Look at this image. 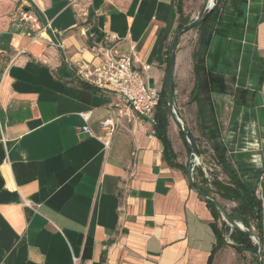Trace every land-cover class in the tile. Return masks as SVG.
Wrapping results in <instances>:
<instances>
[{"label":"crops","instance_id":"1","mask_svg":"<svg viewBox=\"0 0 264 264\" xmlns=\"http://www.w3.org/2000/svg\"><path fill=\"white\" fill-rule=\"evenodd\" d=\"M203 2L0 0V264H210L223 225L193 190L176 135L184 168L165 160L150 119L128 122L109 148L79 132L91 112L88 124L102 135L118 95L83 83L75 68L96 63L93 48L114 33L120 51L135 47L136 68L151 65L145 74L160 89L180 18ZM21 7L36 23L21 19ZM248 9L243 42L214 37L207 66L250 93L191 108L207 131L215 117L232 163L257 188L264 249V0ZM186 36L176 52V109L188 99L176 84L194 68ZM243 253L254 264L257 256ZM237 255L226 245L212 264H238Z\"/></svg>","mask_w":264,"mask_h":264},{"label":"trees","instance_id":"2","mask_svg":"<svg viewBox=\"0 0 264 264\" xmlns=\"http://www.w3.org/2000/svg\"><path fill=\"white\" fill-rule=\"evenodd\" d=\"M224 1L225 0H215L216 5L207 20L200 21L196 24V26L193 27L195 29H200V34L198 39V47H196L193 52L196 85L192 93V100H197L200 94L202 93L212 94L228 92V85L226 84L224 77L220 74L208 72L206 67V58L208 49L212 41V36L214 33L220 34L219 32H221V29H217L213 27V25H211L212 20L221 11V6ZM178 10L180 16L182 17L183 7L179 6ZM239 11L240 13H243L242 9H240ZM191 21L192 20H190V18H180L179 27L181 28L184 25L190 23ZM168 61L169 55L167 57V62ZM174 90L175 84L173 85L172 89L173 97ZM200 113L202 115L201 110ZM210 119H212L214 126V128H211L209 130V133L210 138L213 141L212 159L215 168L212 170L210 169L211 178H209L206 175V171L203 170L204 168L200 167L201 165L196 166L193 171L195 183L201 191L214 196L219 201L222 202L223 200H227L235 203L236 205L233 207V209H229L225 205V203L222 202L236 221L243 223L246 228L254 231L263 242V204L258 196L257 188L246 183L241 178L239 172L237 171L236 167L231 161V158L228 155L227 147L221 139L220 132L217 129V126H215V117L211 116ZM155 120V133L164 144L165 160L172 166H180L184 168L185 165L178 161V154L174 150L173 143L169 136V126L171 117L167 102L164 97V87L161 89L160 102L156 109ZM181 134L185 140L186 145L189 148L190 153L191 146L187 141L185 134L182 132ZM194 137L199 146V156H204L203 153H205L206 150H203L201 148L199 139L195 135ZM206 202L212 209L216 221L221 220L222 215L219 209L212 202L208 200H206ZM229 237L233 241V244L227 243L224 234V228L222 226V228L220 229L219 243L212 253L210 264H212L213 262L215 253L226 245L234 247L238 253L252 252L257 256V259H255L254 263L259 264V243L254 241L252 237L246 235L244 232L235 228H232Z\"/></svg>","mask_w":264,"mask_h":264},{"label":"built area","instance_id":"3","mask_svg":"<svg viewBox=\"0 0 264 264\" xmlns=\"http://www.w3.org/2000/svg\"><path fill=\"white\" fill-rule=\"evenodd\" d=\"M20 17L22 20L36 23V14L21 7ZM50 27V23L45 28ZM118 36L114 33L106 35V42L93 48L96 63L77 62L75 68L80 80L92 87L108 90L118 95L113 108L114 113L105 117L100 122L103 130L102 135H96L90 128L88 121L91 112L82 114L85 124L78 127L79 132H85L91 137L101 139L106 148H109L113 136L123 129L128 122L136 119L147 118L156 122V109L160 102L161 90L155 86L150 88L149 78L145 71L151 68L150 64L136 68L135 47H131L130 53H125L117 48ZM85 50L84 48L81 49ZM192 171L197 165H201V157H196Z\"/></svg>","mask_w":264,"mask_h":264},{"label":"rangeland","instance_id":"4","mask_svg":"<svg viewBox=\"0 0 264 264\" xmlns=\"http://www.w3.org/2000/svg\"><path fill=\"white\" fill-rule=\"evenodd\" d=\"M242 1H244V2H242ZM249 1L250 0H225L222 3L221 11L212 20V24H211V25H213V27H215L217 29H221V32H219L220 34L214 33L212 36V41H213L214 37H218V38L228 39V40H232V41H236V42L237 41L243 42L244 34L246 31L247 19H248ZM193 8L194 9L191 13V15H193V17L190 18V20H193L199 13V7L198 6L197 7L194 6ZM240 9L243 10V13H240V11H239ZM199 34H200V29H195V28L190 29L184 33V35H187L186 37L188 38V41H190V44L192 45V47H194V50L196 49V47H198ZM212 41H211L210 47L208 49L207 58H206L207 71L211 72V73H216V74L222 75L226 81V84L228 85V92L227 93H212V94L202 93V94H200V96L198 97L197 100H192L193 99L192 93H193L194 87L196 85V76L194 73V68H193V72H191V74L188 76L189 80H186V82H188V83L181 84L180 83L181 79H179L178 83L176 84L178 88L180 87V89H182V90L184 89L183 93L188 96V99L185 98V99L179 100L181 105H182V109L177 108L176 110H177V112H179L178 114L181 118H182V115L180 114V112L187 117L188 128L190 130H192L193 134L199 139L201 148L203 150H206L205 153H203L204 156H200L201 162H202L200 167L204 168L203 170L206 171V175L209 178H211V174H210L211 170L215 168V165H214V162L212 159L213 141L210 138V133H209V130L211 128H213V123H212V119H210L211 118V116H210L209 120L212 123L210 125V129L207 131L204 127H201V126L199 127V123L197 122L199 118L197 117L196 112L195 113L193 112L194 109L191 108L192 104L194 106L198 107L199 109H202V107L212 106V104H213L212 98L214 95L215 96L232 95L234 98H237V97H241V95H243L244 93H250V90L245 89V88H239V87L237 89L234 88L232 85L233 83H230L229 80L226 79L224 74H221L218 72H212L208 68L207 60H208V57L210 56L209 50L211 48ZM194 50H193V52H194ZM192 60H193V53H192ZM193 64H194V61H193ZM164 82H165V79H164L163 83L161 84L160 90L164 87ZM184 87H186V88H184ZM226 99L228 100V97ZM170 126H171V134L169 136L172 139L171 141H174L173 135L175 134L176 140L180 145V152L183 156V160H186L190 154L189 148L185 143V140L181 134V131H179V129L172 122V120L170 121ZM197 166H199V165H197ZM222 202L227 204L229 209H233V207L236 205L235 203H233L231 201H227V200H223ZM221 222H222V225L224 228V234H225L227 243L233 244V241L229 237V235L232 231V227L223 219V217L221 219ZM243 255H245V254L241 253L240 256L237 255L238 264H246L247 263L248 258L246 259V257H244Z\"/></svg>","mask_w":264,"mask_h":264},{"label":"water","instance_id":"5","mask_svg":"<svg viewBox=\"0 0 264 264\" xmlns=\"http://www.w3.org/2000/svg\"><path fill=\"white\" fill-rule=\"evenodd\" d=\"M215 5H216L215 0H204L203 5L198 15L190 23L184 25L183 27L177 30L174 36L172 45H171L170 53H169L168 67H167V72H166L165 82H164V97L168 105V109L170 112V117H171L172 122L179 129V131L185 134L186 139L191 146V152L186 161V171L188 173V177H189L193 190L199 195H201L205 200L212 202L221 212L223 219L232 228H235V229H238L244 232L246 235L252 237L253 240L259 243V250H258L259 264H263V255H264L263 242L258 237V235L254 231L246 228L243 223L236 221L232 217L229 210L226 208V206L221 201L216 199L214 196L201 191L196 185L195 180H194L193 171H192V166L194 163V159L196 157H199V154H200L199 146H198V143L192 131L188 128V126L184 123L182 118L179 116L176 110L174 100H173V95H172V89L174 85L176 52H177L179 40L186 31L192 29L194 26H196L198 22L207 20L212 10L214 9ZM149 86L150 88H155L156 85H155L153 78L149 79Z\"/></svg>","mask_w":264,"mask_h":264},{"label":"bare ground","instance_id":"6","mask_svg":"<svg viewBox=\"0 0 264 264\" xmlns=\"http://www.w3.org/2000/svg\"><path fill=\"white\" fill-rule=\"evenodd\" d=\"M197 160L196 158L194 159V161Z\"/></svg>","mask_w":264,"mask_h":264}]
</instances>
